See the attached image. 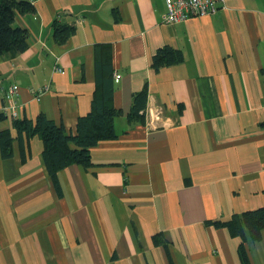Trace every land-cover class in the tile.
Segmentation results:
<instances>
[{"label": "crops", "instance_id": "0c3cea01", "mask_svg": "<svg viewBox=\"0 0 264 264\" xmlns=\"http://www.w3.org/2000/svg\"><path fill=\"white\" fill-rule=\"evenodd\" d=\"M164 2L36 0L16 14L27 49L0 56V132L13 139L11 158L0 153V264H241L242 240L264 264V232L253 242L210 224L264 207V0L176 24ZM54 23L75 28L63 45ZM164 48L182 62L156 72ZM98 77L111 81L116 139L90 150V168L61 170L56 190L42 142L24 141L22 161L12 120L42 114L74 134ZM143 90V118L128 119Z\"/></svg>", "mask_w": 264, "mask_h": 264}, {"label": "trees", "instance_id": "16d2710c", "mask_svg": "<svg viewBox=\"0 0 264 264\" xmlns=\"http://www.w3.org/2000/svg\"><path fill=\"white\" fill-rule=\"evenodd\" d=\"M34 12V6L27 0H0V56L23 53L27 49V31L15 27L16 14L25 15ZM75 33V28L68 25L53 24L52 39L57 45H63ZM182 62V55L172 49L158 50L152 57L154 71ZM112 85L110 80L97 78L90 111L77 120L74 134L68 133L62 124H57L40 114L34 121L27 119L12 120V129L20 145V154L24 161V141L38 137L43 144L42 159L47 174L56 190L57 174L72 165L90 168L92 161L90 150L100 142L116 139L114 119L119 112L112 105ZM146 90L133 96L131 113L128 119L143 118L146 103ZM6 117L0 114V122ZM12 137L10 131L0 132V153L2 159L11 158ZM215 228H226L232 237L242 239L244 230L250 239L259 241L264 232V207L254 211L234 215L229 222L210 223ZM238 252L241 264H249L241 241Z\"/></svg>", "mask_w": 264, "mask_h": 264}, {"label": "built area", "instance_id": "2783aa9c", "mask_svg": "<svg viewBox=\"0 0 264 264\" xmlns=\"http://www.w3.org/2000/svg\"><path fill=\"white\" fill-rule=\"evenodd\" d=\"M30 4H34L36 0H27ZM165 13L163 15V22L165 24H176L181 22H186L193 18H203L209 17L216 14L219 10L224 7V0H165ZM54 72L60 73L62 72L59 68L55 67ZM120 77L118 75L115 76V80L117 81ZM41 90L34 93V98L36 100L39 99L41 95ZM18 98V87L12 86L5 93V99L12 103L9 107L12 110L10 115L12 117L15 116L14 113V105L16 104V100ZM159 112L155 115H151V121H158Z\"/></svg>", "mask_w": 264, "mask_h": 264}]
</instances>
